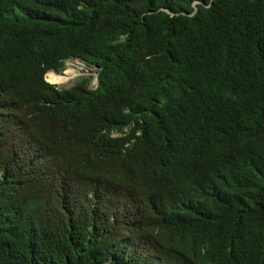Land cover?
<instances>
[{"label":"trees","instance_id":"trees-1","mask_svg":"<svg viewBox=\"0 0 264 264\" xmlns=\"http://www.w3.org/2000/svg\"><path fill=\"white\" fill-rule=\"evenodd\" d=\"M0 264H264V0H0Z\"/></svg>","mask_w":264,"mask_h":264},{"label":"rangeland","instance_id":"rangeland-1","mask_svg":"<svg viewBox=\"0 0 264 264\" xmlns=\"http://www.w3.org/2000/svg\"><path fill=\"white\" fill-rule=\"evenodd\" d=\"M65 70H68L66 74L61 75L53 71L48 72V76L52 78L57 87H70L77 82L82 76L91 75L90 87H94L97 84L96 70L94 65H87L84 61L79 58L67 59L65 61ZM76 72V73H75Z\"/></svg>","mask_w":264,"mask_h":264},{"label":"bare ground","instance_id":"bare-ground-1","mask_svg":"<svg viewBox=\"0 0 264 264\" xmlns=\"http://www.w3.org/2000/svg\"><path fill=\"white\" fill-rule=\"evenodd\" d=\"M68 70H65V71H63V72H55V71H53V72H55V73H59V74H61V75H64V74H66V72H67ZM76 73V72H75Z\"/></svg>","mask_w":264,"mask_h":264},{"label":"water","instance_id":"water-1","mask_svg":"<svg viewBox=\"0 0 264 264\" xmlns=\"http://www.w3.org/2000/svg\"><path fill=\"white\" fill-rule=\"evenodd\" d=\"M195 9H196V7H195ZM57 72V71H56ZM96 76H97V73H96ZM97 80V79H96Z\"/></svg>","mask_w":264,"mask_h":264}]
</instances>
